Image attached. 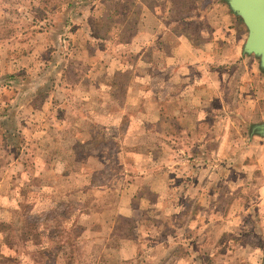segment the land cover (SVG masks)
<instances>
[{
  "label": "rangeland",
  "instance_id": "1",
  "mask_svg": "<svg viewBox=\"0 0 264 264\" xmlns=\"http://www.w3.org/2000/svg\"><path fill=\"white\" fill-rule=\"evenodd\" d=\"M215 3L228 6L0 0V264L262 263L264 201H256L264 188L228 195L225 183L216 190L224 192L217 209L224 214L211 215L215 208L201 204L195 183L212 167L230 180L227 154L213 161L218 141L196 136L235 134L220 143L237 144L242 162L241 134L258 135L252 126L264 121V87L240 85L231 107L222 102L225 112L214 100L187 109L185 121L169 118L179 105L167 96L172 84L178 92L187 83L240 84V76L226 83L204 74L208 61L193 57L204 53L201 32ZM237 22L233 37L243 50L247 30ZM168 52L176 59L165 61ZM250 55L240 63L254 71L258 58ZM257 145L246 165L261 161Z\"/></svg>",
  "mask_w": 264,
  "mask_h": 264
},
{
  "label": "crops",
  "instance_id": "2",
  "mask_svg": "<svg viewBox=\"0 0 264 264\" xmlns=\"http://www.w3.org/2000/svg\"><path fill=\"white\" fill-rule=\"evenodd\" d=\"M210 7H212V9H210L211 10L210 12H212L211 15L213 14V17L211 19L208 18V20L205 21V24L208 27V31L203 30V32H201L202 37L200 42L204 47L203 49L204 53L203 55H198V58L196 57V55H193V57L195 58L194 60H199L200 58L205 61H208L207 69L203 70L204 74L206 73V75L213 77L216 76L218 79H220L221 77L222 80H224L226 83L229 82L228 79L230 78L234 79L236 82L237 78L240 76L239 79L240 84L236 83L235 85H233V87L227 89L223 87L221 90L220 88L218 89V87L216 88L210 87L211 85H209V89H207L204 87V85L199 86V83L198 85L195 84L189 85L190 83H187V84H180V92L176 91L177 89L175 90L174 88L175 85L173 84L170 85L171 92H169L167 96L170 95L169 98L171 100H174L176 103L178 102L179 105H178V111L174 115H169L170 117L166 115L163 116L164 123H168V121H170L169 118L172 117L180 119L181 122L183 120L185 121L186 120L185 115L187 109L199 110L204 106L209 107L214 105L213 104L214 100L218 102L217 107L219 109H221L222 107V102L223 104L225 103L228 104L229 105L228 108H229L231 107L230 100L236 97L237 91L241 87L240 85H242V87H245L244 88L245 91L251 90V88L253 87V81H256L258 83L257 85H255V88H259L261 84L264 87V69L260 67L259 61L257 62L256 69L254 71L253 68L251 67L247 68L246 66H244L243 63H240V62H246L247 59L251 60L252 55L246 54L242 49L241 50L237 49V38L235 40L234 37H236L235 32L238 26V22L235 13H233V11H231L226 4H222V3H215L210 5ZM149 9H155V8L150 7ZM245 37L246 35H244L243 43ZM162 58L165 61H167V59L168 60L176 59L173 52L165 53L164 57ZM252 64L253 62L249 63V65ZM253 72L255 75L254 77H253ZM249 75L252 76L250 82H249V77H250ZM202 76H203L202 74H199L197 76H194V78L196 77L201 78ZM245 81L249 83H246ZM174 92L176 94H174ZM221 93L223 97L221 96ZM258 93L264 95L263 90L258 91ZM183 97L184 99H182ZM223 109L224 108L222 107V112H225ZM210 113L216 114L214 110L209 112V114ZM188 114L196 118L195 115L197 114V112L195 111L194 113L193 112L187 113V116ZM203 121H204V117H203ZM197 122L201 124L202 120L200 121V119L198 118ZM196 137L197 140L200 141L205 140L206 143H208L210 140H214V142L218 141L217 145L215 144V147L212 149L211 152L214 155L213 161L215 162L223 161L222 158H224V154H221L222 152H225L229 158L228 165H226V167L228 168L227 169L228 177L231 173L229 181L227 180V178H223V174L221 175L220 171H216L215 167H212L213 169L212 176L211 177L209 176L210 178L208 177L205 180L198 178V180L195 183L196 184L195 186L198 188L197 198L199 201H201V204L208 206V208L209 207H212V209L213 207L215 208L212 211L211 215L224 214V213L221 214V212L217 210L218 206L221 203L219 199L222 195H224V192L220 191V193H218L216 190H218L219 188L221 189L225 183L227 184L226 192L228 195L232 194L236 189L241 188L242 186H244L245 188L249 186H254L258 189L264 188V137L258 135L250 136L243 133L241 134L240 138H243V140H247V142L242 143L241 147H243V151L245 150L244 153L245 155L243 161L242 162L240 161V163H237L239 161L237 159L238 158L237 154L240 153L239 151L241 150L239 146L237 144L233 145L232 143H227L229 146H227V149L225 150L223 147H221L222 143H220V141L222 140L224 141L234 140L233 138L237 139L238 137L235 134L230 136L229 131L221 130L220 132L217 131L208 132V133L202 132L199 133ZM257 143L259 144L260 147L262 146L261 148L262 151L260 152V154H254V156H258L259 158H261V161L258 160V162L254 164V166L251 164L246 165L245 160L248 161L249 157H252L253 153H251L250 151L254 149L253 146H258ZM207 152L208 150H206L205 148L201 150L199 149V154L205 155L207 154ZM213 166H216V164H213ZM242 168H245L246 175L243 174L241 178L240 175L238 174L242 170ZM260 168L263 169L261 170L263 174L259 173ZM250 169H252V172L248 174L247 170ZM206 170L211 172L210 168H207ZM210 188H212L211 191H209ZM257 197L258 195L256 196V198ZM263 201L264 200L262 201L257 200L256 203L259 204L260 206L262 205ZM237 212L238 211L235 210L233 213V210H230L228 215H237ZM209 213L210 212H208V215ZM251 214L256 215V213L254 212L250 213V215ZM257 215H264V207H261V209H259Z\"/></svg>",
  "mask_w": 264,
  "mask_h": 264
},
{
  "label": "water",
  "instance_id": "3",
  "mask_svg": "<svg viewBox=\"0 0 264 264\" xmlns=\"http://www.w3.org/2000/svg\"><path fill=\"white\" fill-rule=\"evenodd\" d=\"M225 1L246 27L243 51L256 56L264 69V0ZM252 132L264 137V121L253 125ZM261 264H264V259Z\"/></svg>",
  "mask_w": 264,
  "mask_h": 264
}]
</instances>
